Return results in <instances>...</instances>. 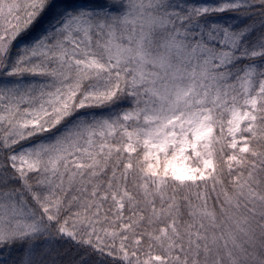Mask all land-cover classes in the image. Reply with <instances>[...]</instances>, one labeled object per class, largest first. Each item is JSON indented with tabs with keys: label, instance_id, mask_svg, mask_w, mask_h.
<instances>
[{
	"label": "snow or ice",
	"instance_id": "1",
	"mask_svg": "<svg viewBox=\"0 0 264 264\" xmlns=\"http://www.w3.org/2000/svg\"><path fill=\"white\" fill-rule=\"evenodd\" d=\"M0 264H264V0H0Z\"/></svg>",
	"mask_w": 264,
	"mask_h": 264
}]
</instances>
